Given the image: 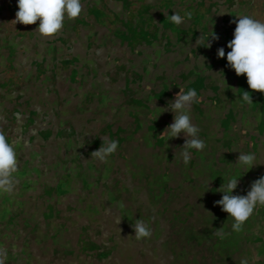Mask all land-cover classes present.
I'll list each match as a JSON object with an SVG mask.
<instances>
[{
	"label": "rangeland",
	"instance_id": "1",
	"mask_svg": "<svg viewBox=\"0 0 264 264\" xmlns=\"http://www.w3.org/2000/svg\"><path fill=\"white\" fill-rule=\"evenodd\" d=\"M81 2L79 17L65 19L52 37L35 35L48 41L35 47L28 39L36 24L15 23L17 0H0V131L18 160L14 191L0 194V237L12 217L39 222L48 213L36 210L53 204L48 220L85 230L102 263L264 264V206L237 233L215 204L230 178L239 179L233 194L246 195L264 176V95L252 92L226 59L233 21L239 15L264 21V0ZM173 13L185 22L174 24ZM75 37L72 59L61 43ZM180 89L199 97L189 115L206 145L189 148L187 164L183 136L160 135L173 122L161 108ZM112 140L118 148L106 161L91 157ZM239 152L254 153L258 165L238 166ZM30 195L33 204L19 203ZM137 219L150 226V239H135ZM60 227L53 222L51 230ZM63 233L56 246L66 240Z\"/></svg>",
	"mask_w": 264,
	"mask_h": 264
},
{
	"label": "clouds",
	"instance_id": "2",
	"mask_svg": "<svg viewBox=\"0 0 264 264\" xmlns=\"http://www.w3.org/2000/svg\"><path fill=\"white\" fill-rule=\"evenodd\" d=\"M18 11L15 14V23L25 26L34 25L39 21L38 27L34 30L44 37H52L58 34L65 19H75L83 11L81 0H17ZM233 22L236 24L233 39L228 42L227 47L231 49L227 53V65L234 70L237 76H246L247 84L252 92L264 95V21L254 19L250 15H239ZM171 21L176 25L184 23V17L178 13L171 15ZM212 40L218 39L215 34ZM206 47H211L208 42ZM218 58L225 57L224 48L217 50ZM244 99L251 102L248 91L244 92ZM199 102V97L194 89L185 92L180 89L175 94L173 101L163 109L171 111L173 122L169 124L161 136L167 135L169 139L184 138L181 146L184 151L181 153L185 164L191 159L189 148L198 151L203 150L206 145L198 137L199 129L191 120L189 115L193 103ZM118 148V141H103L101 146L91 153V157L101 162L113 154ZM257 157L254 153L239 152L236 160L238 166L250 170L256 163ZM18 171L17 153L6 135L0 131V194H11L16 186V176ZM239 179L230 178L226 184L220 186L221 199L215 202L221 210L233 218L232 230L240 232L248 219L253 215L257 205L264 206V176L254 180L246 195H234ZM137 241L150 239L152 230L142 219H137L132 225ZM216 235L223 236L222 229H218ZM6 250L0 249V264L6 260ZM241 264H247L242 261Z\"/></svg>",
	"mask_w": 264,
	"mask_h": 264
},
{
	"label": "trees",
	"instance_id": "3",
	"mask_svg": "<svg viewBox=\"0 0 264 264\" xmlns=\"http://www.w3.org/2000/svg\"><path fill=\"white\" fill-rule=\"evenodd\" d=\"M38 24H39V21H37L36 27H38ZM31 35L32 36H30L28 40L31 43V45L35 47H41V46L43 47L42 44L45 42H48L45 39L43 40V39H40L39 37H35V35L36 36L38 35V33L35 31L32 32ZM23 37H26V36L23 35ZM73 42H76V37L74 40H71L70 38L69 41H66V42L64 41L61 43L62 45H65L64 47H66L67 51L70 52L69 57H71L72 59H73L71 55L72 50L76 48V44L71 45V43ZM16 44L19 46V43H16ZM16 44H13V43L9 45L7 44L8 45L7 47L10 48V46L15 45V48H16ZM140 46L142 47V46H149V45H146V43H141ZM95 62L96 61H94V63ZM254 138L256 140L255 136ZM260 138H263V135H260ZM256 144L257 143L255 142V146ZM42 198L43 197L37 198V200H40ZM34 199H36L35 196L30 195L26 198L21 197V199H19L18 201L19 203L26 202V201L32 203ZM55 202L59 207H62L60 205L62 203L61 201H54V203ZM52 205L53 204H50L46 209L41 210L39 208L38 210H36V212L43 211L42 213L44 215L48 213L43 218L41 216L40 220H38L39 222L35 221V217L33 218L28 217L26 219H22V221H20L16 217H12L11 221H13L14 225L12 226L11 229L7 228L6 230H4V233L0 237V249H5L6 254H7L4 264H23L25 262H28L31 264H50L53 261H56V259H58L59 253H63V257L59 259V264H71L72 260L69 259L70 258L69 255H76L77 257H79V260H78L79 264H96L97 260L100 261L97 256L95 257L92 256L93 253H92V250L89 249V245L90 243H94V242L91 240L90 236H87L85 234V230H82V228L78 226L67 225V223H65V221L62 220V218L61 219L58 218L57 220L50 218L48 220L50 214L53 211L54 206ZM13 208L14 207H12V209ZM16 212H17V209H15V213ZM60 212L61 211L58 210L59 214H61ZM29 216H32V214ZM53 222H59V225L62 226L60 227V229H58L55 232L56 234L52 232L51 230V225H53ZM64 231L65 233H67V235H65L66 240L62 243L64 245L58 243V245L56 246L55 239L58 238L59 233L60 235L62 234L64 235L63 233ZM26 233H29V236L27 237L26 240L22 241V237ZM40 236H41V239H39V241H33V238H37V237L40 238ZM49 244H52L54 249L50 250L49 248V250H46L49 247ZM113 246H114L112 247L113 249L116 248L115 245ZM26 250H30V251L27 252ZM36 256L39 257L40 259L37 260ZM34 259H36L37 261ZM99 264H109V263H104V262L102 263V261H100Z\"/></svg>",
	"mask_w": 264,
	"mask_h": 264
}]
</instances>
